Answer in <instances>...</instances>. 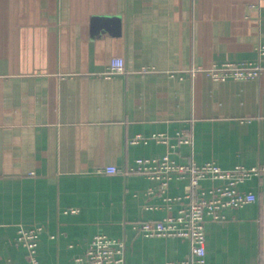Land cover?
I'll return each mask as SVG.
<instances>
[{"label": "crops", "instance_id": "1", "mask_svg": "<svg viewBox=\"0 0 264 264\" xmlns=\"http://www.w3.org/2000/svg\"><path fill=\"white\" fill-rule=\"evenodd\" d=\"M261 44L264 0H0V264L30 263L18 236L35 225L41 264H73L96 234L124 239L127 264H182L190 240L136 225L177 214L189 180L164 192L128 169L181 131L180 162L264 163V70L190 73L256 61ZM115 57L126 69L108 75ZM240 189L258 198L207 221L206 264H264V175Z\"/></svg>", "mask_w": 264, "mask_h": 264}, {"label": "built area", "instance_id": "2", "mask_svg": "<svg viewBox=\"0 0 264 264\" xmlns=\"http://www.w3.org/2000/svg\"><path fill=\"white\" fill-rule=\"evenodd\" d=\"M259 58L256 61L241 63L214 64L203 69L195 68L190 71L195 74L204 70L215 80L247 79L261 75L264 70V44L258 47ZM125 60L115 57L110 62L109 73L125 71ZM159 141L169 142L165 134L155 137ZM178 142L170 143V152L155 157H140L136 164L128 169L130 172L143 173L157 179L165 192L174 178L189 180V192L186 197L190 200L182 205L178 213L159 220H146L136 225L140 234L149 237L178 236L191 242L190 256L182 264H206V223L209 219L220 220L224 217L223 210L228 207H243L257 200V194L240 189V185L254 176L264 175V163L253 167L236 166L224 169L214 162L199 164L194 159L180 162L173 157V151L179 143H192V133L181 131L177 134ZM148 141L145 137L137 136L132 141ZM107 173H117L121 169L108 166ZM218 181L207 187L204 181ZM169 205L182 197H166ZM43 227L35 225L21 227L18 240L27 248L29 264H41L37 251ZM73 264H127L126 243L124 239L111 237L107 234H96L91 239L88 249L83 255H77Z\"/></svg>", "mask_w": 264, "mask_h": 264}]
</instances>
